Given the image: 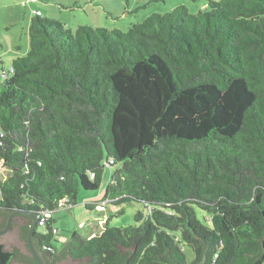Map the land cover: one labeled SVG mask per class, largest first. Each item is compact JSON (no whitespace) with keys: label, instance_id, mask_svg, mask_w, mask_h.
Masks as SVG:
<instances>
[{"label":"trees","instance_id":"trees-1","mask_svg":"<svg viewBox=\"0 0 264 264\" xmlns=\"http://www.w3.org/2000/svg\"><path fill=\"white\" fill-rule=\"evenodd\" d=\"M28 35L0 81V229L51 211L34 231L50 264H264V0L178 5L126 31L40 14ZM106 165L86 209L147 212L60 243L52 212ZM15 218L26 244L31 219ZM18 257L0 244V264Z\"/></svg>","mask_w":264,"mask_h":264},{"label":"rangeland","instance_id":"rangeland-1","mask_svg":"<svg viewBox=\"0 0 264 264\" xmlns=\"http://www.w3.org/2000/svg\"><path fill=\"white\" fill-rule=\"evenodd\" d=\"M22 1L0 0V81L2 72L10 69L12 60L25 56L29 49L28 28L31 11H39L42 18L59 21L64 30L74 31L79 26L117 28L126 31L153 13L164 14L178 5L187 7L189 13H196L206 6L207 0H36L25 6ZM116 166H105L100 187L94 191L80 189L76 203L59 207L52 212L56 238L62 243L71 232L78 230L82 237L100 233L109 218L110 226L135 224L134 215L138 210L147 212L141 204L111 206L99 204L86 209V202H101L111 172ZM7 171L0 166V180ZM41 231L46 229L40 227ZM4 246L3 242H0Z\"/></svg>","mask_w":264,"mask_h":264},{"label":"water","instance_id":"water-1","mask_svg":"<svg viewBox=\"0 0 264 264\" xmlns=\"http://www.w3.org/2000/svg\"><path fill=\"white\" fill-rule=\"evenodd\" d=\"M16 215H24L31 219V224L28 228L27 234H26V244L21 239L20 233H19V225L22 224L23 220L15 218L14 220V226L11 227V223L13 218ZM37 227V217L24 209L14 210L11 211L8 214V217L6 219V223L3 228L0 229V242L4 243V248L7 250H13L15 249L19 257L14 261V264L23 263V261L30 257V255L33 257L36 264H50L43 252L37 247L34 239V231ZM203 260L200 261L197 264H202ZM58 264H79L78 261H74L71 259H64L61 260Z\"/></svg>","mask_w":264,"mask_h":264},{"label":"built area","instance_id":"built-area-1","mask_svg":"<svg viewBox=\"0 0 264 264\" xmlns=\"http://www.w3.org/2000/svg\"><path fill=\"white\" fill-rule=\"evenodd\" d=\"M30 1H33V2H34V1H36V0L22 1V5H25V4H27L28 2H30ZM31 13H32L33 15H40V12L37 11V10H35V11H31ZM10 71H12V69H10ZM60 205H62V203H61ZM50 215H51V211H49V210H45V211H43V212H42V215H41L40 217H38V219H37L38 224H39L40 226H43V225L45 224L46 217H50ZM53 231L55 232L56 230L54 229Z\"/></svg>","mask_w":264,"mask_h":264},{"label":"crops","instance_id":"crops-1","mask_svg":"<svg viewBox=\"0 0 264 264\" xmlns=\"http://www.w3.org/2000/svg\"><path fill=\"white\" fill-rule=\"evenodd\" d=\"M90 202H92V201H90Z\"/></svg>","mask_w":264,"mask_h":264}]
</instances>
